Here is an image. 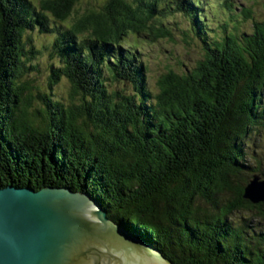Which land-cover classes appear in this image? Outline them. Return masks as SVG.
I'll return each instance as SVG.
<instances>
[{
    "label": "trees",
    "instance_id": "obj_1",
    "mask_svg": "<svg viewBox=\"0 0 264 264\" xmlns=\"http://www.w3.org/2000/svg\"><path fill=\"white\" fill-rule=\"evenodd\" d=\"M75 1L0 0V188L86 193L170 264H264V200L244 197L261 173L248 139L264 129V18L231 30L229 9L210 33L203 0H105L53 29L49 84L68 81L64 103L35 90L37 51L21 38L52 31L45 11L62 22ZM170 10L191 19L202 54L154 93L141 52L122 42L171 39Z\"/></svg>",
    "mask_w": 264,
    "mask_h": 264
},
{
    "label": "water",
    "instance_id": "obj_2",
    "mask_svg": "<svg viewBox=\"0 0 264 264\" xmlns=\"http://www.w3.org/2000/svg\"><path fill=\"white\" fill-rule=\"evenodd\" d=\"M264 200V177L244 188ZM0 264H170L89 195L68 187L0 188Z\"/></svg>",
    "mask_w": 264,
    "mask_h": 264
},
{
    "label": "rangeland",
    "instance_id": "obj_3",
    "mask_svg": "<svg viewBox=\"0 0 264 264\" xmlns=\"http://www.w3.org/2000/svg\"><path fill=\"white\" fill-rule=\"evenodd\" d=\"M37 8L40 7V0H31ZM105 0H76L73 10L68 18L60 22L55 20L50 12L45 11L48 17L47 25L52 31L40 32L37 28L27 30L23 35L22 42H26L24 48L32 46L37 53L29 61L35 64V70H29L28 79H32L35 90L40 93L49 95L52 99H59L66 103L69 101L70 85L68 81L62 77L54 84H49L50 66L55 64V58L50 56V43L54 38L55 27H67L72 24L78 16L84 13L85 9L98 8ZM172 1V0H170ZM164 0L162 7L167 6L166 3H172ZM203 10L207 11L204 26H207L210 33L218 31L220 26L227 20V14L232 9L234 11V19L228 21V28L234 29L233 26L240 31L250 29L251 19L261 20L264 18V0H203ZM227 3L229 8L225 7ZM173 7V4H171ZM157 7V9H159ZM244 10H249V16L244 18ZM170 14L162 18L163 23L170 29L172 38H160L156 41L150 40L146 35H130L122 43L137 46V51L141 52L140 59L145 65V77L148 88L156 93L158 90L157 80L162 73L168 68L176 72L184 71L186 68L193 67L198 59H201L202 43L197 39L191 31V19L187 14L182 12H174L170 10ZM243 15V16H242ZM60 24V25H59ZM87 32L79 35L83 36ZM27 38L30 40L27 41ZM126 47V46H124ZM123 47V48H124ZM112 85L118 81H111ZM116 87H123L126 91L129 89L124 84H116ZM34 106H41L40 101L34 100ZM250 146L248 152H253L257 157L251 156L248 160L260 170V179L264 173V129L260 132L252 134L248 139ZM253 158V160H252ZM256 159V160H255Z\"/></svg>",
    "mask_w": 264,
    "mask_h": 264
}]
</instances>
